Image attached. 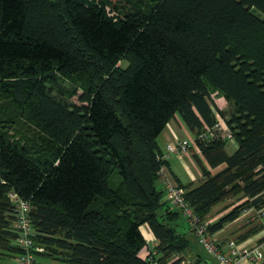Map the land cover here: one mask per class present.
<instances>
[{"label":"trees","instance_id":"1","mask_svg":"<svg viewBox=\"0 0 264 264\" xmlns=\"http://www.w3.org/2000/svg\"><path fill=\"white\" fill-rule=\"evenodd\" d=\"M218 116L231 154L206 132ZM176 117L200 153L198 185L170 173L188 206L206 221L242 200L208 234L264 213V0H0V264L22 253L10 192L31 206L35 263L182 264L181 213L157 187Z\"/></svg>","mask_w":264,"mask_h":264},{"label":"built area","instance_id":"2","mask_svg":"<svg viewBox=\"0 0 264 264\" xmlns=\"http://www.w3.org/2000/svg\"><path fill=\"white\" fill-rule=\"evenodd\" d=\"M220 124V126H219ZM206 132L209 136L215 138L220 137L232 141V135L228 130L225 122L221 118H217V124L213 129H207ZM206 138L205 134L200 135L199 139L203 141ZM192 145L197 149L194 139L192 138ZM191 146L190 139L175 140L169 142L166 146V153L161 156V159L167 158L170 154L184 155L188 152ZM198 150V149H197ZM165 168L160 170V175L163 176ZM167 177V176H166ZM167 180H170L166 178ZM164 181L165 195L170 206L179 210L181 215L186 219V222L190 226V230L197 239L200 246L203 248L205 254L214 260L215 264H263L264 263V226L262 234L259 239V243L256 242L254 246L242 243L239 244L235 240H228L225 244L218 245L214 237L207 232L208 223L203 221L194 211L188 206L184 199V191L177 186V184L171 180ZM10 202L14 205V228L18 232L16 237V244L22 250L16 259V264H36L34 261L32 250V234L28 213L30 211V204L15 193L10 192L8 194ZM261 215L263 214L260 212ZM149 251L145 255V258L151 262V264H157L153 262L149 257ZM177 259V256L175 257ZM170 264V263H167ZM185 264V262H182Z\"/></svg>","mask_w":264,"mask_h":264},{"label":"rangeland","instance_id":"3","mask_svg":"<svg viewBox=\"0 0 264 264\" xmlns=\"http://www.w3.org/2000/svg\"><path fill=\"white\" fill-rule=\"evenodd\" d=\"M257 15L260 16V18H263V15L258 13L257 12ZM123 65H126L123 64ZM212 98H214V104L216 105V107L221 110V111H226V108H227V105H226V102L224 101L223 98H217L215 97L214 95H212ZM75 100V99H73ZM219 117V116H218ZM221 118V117H219ZM220 126V124H219ZM192 135V134H191ZM192 137H189L190 138V141H191V148H189L188 152L187 153H184V155H178V154H170V155H174L178 158H180L181 160L184 158V156L186 157L188 155L189 159L192 161V164L195 166V168L197 167L196 164H194V161H193V158H192V151L195 152V148L194 146L195 145H192L193 142H192ZM188 138V139H189ZM159 144L161 146V141L159 140ZM168 144V143H167ZM166 144V145H167ZM165 145V146H166ZM236 149V144L234 142H230L228 141L227 143V146H226V152L228 154H231L234 152V150ZM199 153V152H198ZM200 154V153H199ZM184 164L189 167V170L192 172V168L190 166V163L187 161V160H184ZM192 165V167L194 168V166ZM197 169V168H196ZM173 171L175 173V175H177V177L179 178V180L183 183V184H189L190 183V180H189V175L187 173V170L186 168L184 167V165L182 163H175L174 167H173ZM169 175V174H168ZM195 175V174H194ZM197 177L195 175L194 177V182H195V185H198L200 183V177H199V174L197 173ZM164 177V181L166 178L170 179V180H167L166 181H171V177H166L165 176V172L163 174ZM118 176H114L112 179H111V182L113 183L114 181H118ZM157 187L158 189H162V186H161V183L158 182L157 183ZM234 199H230V200H227L225 203L223 204H219L217 206H215L212 211L210 212L209 216L205 219L206 221L207 220H210V219H213V218H219L221 215H223L224 213H226L228 210H230L232 204L234 203ZM226 208H228L227 210H225ZM224 210L226 212H224ZM224 212V213H223ZM248 217L241 219L240 221H238L235 225L233 226H228L223 232L215 235V237H217V239L215 238V240L219 243H223L225 241H228L229 239L230 240H236L239 235H241L243 233V231H246L247 229H250L252 228L254 225L257 227V226H260L262 225L261 221L264 223V215L261 216L260 214H255V213H251L249 215H247ZM188 228H190L189 224L186 222V219L180 215L179 219L177 220V230L181 233H184L186 235V238L189 240L190 242V246H191V251L192 253L194 254H197V255H200V256H203L205 257V252L203 250V248L200 246V244L198 243L197 239L194 237V235L192 233H190V229L188 230ZM143 228H142V233H143ZM244 234V233H243ZM242 234V235H243ZM219 236V237H218ZM254 246V245H253ZM36 251H39V252H43V249L38 247L36 249ZM187 254V253H186ZM185 254V255H186ZM185 261V264H188L190 262V259H188V261L186 259H184ZM15 260L11 261L10 264H15L14 263ZM36 263L37 264H64L62 262H57V261H51L49 260L48 258H45V257H41V256H36Z\"/></svg>","mask_w":264,"mask_h":264},{"label":"crops","instance_id":"4","mask_svg":"<svg viewBox=\"0 0 264 264\" xmlns=\"http://www.w3.org/2000/svg\"><path fill=\"white\" fill-rule=\"evenodd\" d=\"M192 135H191V133L184 127V125H183V123L180 121V119L178 118V117H176L174 120H172L167 126H166V128H165V130L161 133V135L158 137V146H159V148H160V151H161V153L164 155L165 153H166V149H165V145L167 144V143H169V142H174L175 140H183V139H188L189 137H191ZM193 138V137H192ZM190 139V138H189ZM159 140L161 141V146H160V144H159ZM237 147V146H236ZM195 150V152L199 155V151L195 148L194 149ZM167 161H168V163H169V166H170V171H168L167 169H165V176H167V177H172L171 175H170V173L171 172H173V174L175 175V173H174V171H173V167H174V165H175V163H182L183 165H184V167L186 168V170H187V173H188V175H189V180H190V182H192V183H194L195 184V180H194V177H195V175H196V177L198 176L197 175V173L199 174V179H201V175H200V173H199V170H198V168L196 169L195 168V166L192 164V161L189 159V157H188V155L185 157L184 156V158L181 160L180 158H178V157H176V156H174V155H169L167 158H165ZM184 160H187L189 163H190V166H191V168H192V172L189 170V167H187L185 164H184ZM195 164V163H194ZM192 165L194 166V168L192 167ZM225 167V165H221V166H219V167H217V168H215V169H210V171H211V173L212 174H215V173H217V172H219L220 170H222L223 168ZM169 174V175H168ZM195 174V175H194ZM177 176V175H176ZM172 179V178H171ZM173 180V179H172ZM159 182L161 183V186H162V189L164 190V177H160V179H159ZM235 200V199H234ZM242 201V200H241ZM241 201H234V203L232 204V205H236V204H239ZM224 212H226V211H224ZM223 212V213H224ZM251 213H255V214H260L261 215V213L260 212H258V211H255V210H253V209H247L246 211H244L241 215H240V217L239 218H237L234 222H232V223H230L228 226L230 227V226H233V225H235L238 221H240L241 219H243V217L244 218H246V217H248L247 215H249V214H251ZM262 213H263V211H262ZM264 215V213L261 215V216H263ZM216 220V218H213V219H210V220H208L209 221V223H211V222H213V221H215ZM261 223H262V225L264 226V223L261 221ZM261 225V226H262ZM227 225L225 226V228L223 229V230H221V231H219V232H217V233H215V234H213V237H215V235H217V234H219V233H221V232H223L227 227H228ZM228 227V228H229ZM253 227H255V225L253 226ZM188 230H189V228H188ZM249 229H247L246 231H243V233H245V232H247ZM143 235L146 237V240L150 243V245H152V244H154V241H153V237H152V235H151V233L149 232V230L146 228V227H143ZM190 232V231H189ZM181 233V232H180ZM191 233V232H190ZM242 233V234H243ZM182 234H184V233H182ZM241 234V235H242ZM261 234H262V230L258 233V234H256V235H254V236H252V237H250V238H248V239H245L244 241H242V242H240L239 244H242V243H245V244H248V245H250V246H252V245H254L256 242H258L259 241V239H260V236H261ZM241 235H239V236H241ZM219 237V236H218ZM216 239H217V237H215ZM230 240V239H229ZM225 242H227V241H225ZM225 242H223V243H221V244H225ZM140 256H142V252L139 254ZM197 254H194V253H192V251H190V252H187V254L186 255H184V259H186L187 261H188V259H192L193 257H195ZM210 262V261H209ZM207 264H209V263H207Z\"/></svg>","mask_w":264,"mask_h":264},{"label":"water","instance_id":"5","mask_svg":"<svg viewBox=\"0 0 264 264\" xmlns=\"http://www.w3.org/2000/svg\"><path fill=\"white\" fill-rule=\"evenodd\" d=\"M203 264H207V263L205 262V263H203Z\"/></svg>","mask_w":264,"mask_h":264},{"label":"bare ground","instance_id":"6","mask_svg":"<svg viewBox=\"0 0 264 264\" xmlns=\"http://www.w3.org/2000/svg\"><path fill=\"white\" fill-rule=\"evenodd\" d=\"M215 239V238H214Z\"/></svg>","mask_w":264,"mask_h":264}]
</instances>
